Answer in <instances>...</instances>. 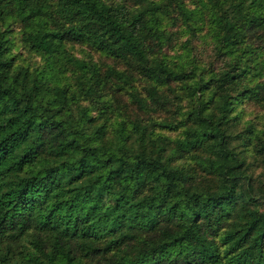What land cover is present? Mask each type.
I'll use <instances>...</instances> for the list:
<instances>
[{
	"label": "trees",
	"instance_id": "16d2710c",
	"mask_svg": "<svg viewBox=\"0 0 264 264\" xmlns=\"http://www.w3.org/2000/svg\"><path fill=\"white\" fill-rule=\"evenodd\" d=\"M131 2L0 0V264H264V0Z\"/></svg>",
	"mask_w": 264,
	"mask_h": 264
},
{
	"label": "rangeland",
	"instance_id": "374dc122",
	"mask_svg": "<svg viewBox=\"0 0 264 264\" xmlns=\"http://www.w3.org/2000/svg\"><path fill=\"white\" fill-rule=\"evenodd\" d=\"M117 1V0H116ZM125 4L128 6L132 5L131 0H125ZM15 31L17 30L16 28ZM203 33V32H202ZM201 33V35H202ZM200 36V35H199ZM19 35L18 33L14 34V39L16 41V46H15V52L19 53L18 60H24V61H31V62H39V57L35 56L34 54L26 51L21 43L17 41ZM186 39V36L183 35L179 38V41H184ZM192 45L194 48V52H197L200 54V58L203 59L204 61L208 60V57L210 56V45L207 43V41H203L202 39H196L194 38L192 41ZM67 47L69 51L76 57L78 58H83V59H91L92 61L96 62L97 64H103V65H116V63L102 55H100L97 52L92 51L85 45H80V44H67ZM125 100V98H122ZM238 109L241 111V113L244 114L243 118L241 119V125L237 127V129L242 128V124L245 121H256L257 119H254L256 115H259L262 113L261 109H259L256 106H253L252 104H247L244 105L242 104L241 106L238 107ZM247 155H249L247 153ZM247 161L249 162V167L251 169L252 175L254 177V182L255 184H260L261 182L264 183V169L261 167H258L257 164L253 161L252 156L249 155L247 158ZM263 186V185H262Z\"/></svg>",
	"mask_w": 264,
	"mask_h": 264
}]
</instances>
